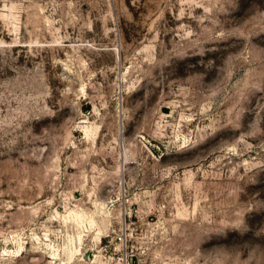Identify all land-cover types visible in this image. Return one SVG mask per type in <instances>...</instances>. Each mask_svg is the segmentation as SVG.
<instances>
[{"label":"rangeland","instance_id":"374dc122","mask_svg":"<svg viewBox=\"0 0 264 264\" xmlns=\"http://www.w3.org/2000/svg\"><path fill=\"white\" fill-rule=\"evenodd\" d=\"M0 264H264V0H0Z\"/></svg>","mask_w":264,"mask_h":264}]
</instances>
